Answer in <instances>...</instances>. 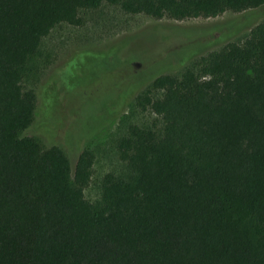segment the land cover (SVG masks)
Wrapping results in <instances>:
<instances>
[{
  "label": "trees",
  "instance_id": "1",
  "mask_svg": "<svg viewBox=\"0 0 264 264\" xmlns=\"http://www.w3.org/2000/svg\"><path fill=\"white\" fill-rule=\"evenodd\" d=\"M104 3L183 20L264 0H0V264H264V21L153 74L134 104L155 117L125 124L124 168L102 177L94 202L92 149L73 175L59 146L20 136L44 38Z\"/></svg>",
  "mask_w": 264,
  "mask_h": 264
},
{
  "label": "rangeland",
  "instance_id": "2",
  "mask_svg": "<svg viewBox=\"0 0 264 264\" xmlns=\"http://www.w3.org/2000/svg\"><path fill=\"white\" fill-rule=\"evenodd\" d=\"M80 15L83 24L62 23L43 40L38 69L24 79V86L37 94V106L20 136L34 137L47 148L59 146L70 160L73 175L79 155L92 149L93 176L85 194L94 202L100 197L102 177L124 168L116 139L125 124L155 117L134 104L153 74L171 64L192 63L226 42L242 43L264 21V5L176 20L127 13L104 3Z\"/></svg>",
  "mask_w": 264,
  "mask_h": 264
}]
</instances>
